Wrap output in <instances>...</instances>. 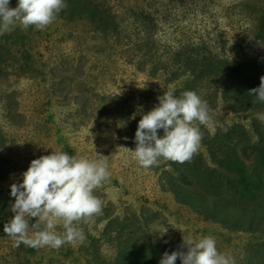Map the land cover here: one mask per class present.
I'll return each mask as SVG.
<instances>
[{"label": "rangeland", "instance_id": "obj_1", "mask_svg": "<svg viewBox=\"0 0 264 264\" xmlns=\"http://www.w3.org/2000/svg\"><path fill=\"white\" fill-rule=\"evenodd\" d=\"M99 1L117 12L119 35L103 34L86 11L73 19L58 14L42 31L17 26L0 35V155L5 166L0 190L6 191L9 203L0 230V264H110L106 261L116 244L163 256L171 253V246L181 250L183 237L198 241L207 236L234 264L244 263L248 245L264 241V228L237 225L235 219L224 223L179 201L163 178L170 161L160 158L156 166L140 167L131 151L136 141L129 128L158 105L157 97L166 90H175L177 97L188 91L185 76L170 74L176 68L172 58H184V49L200 48L219 60L239 42L248 65L264 57V42L255 33L264 20V0ZM17 3L10 0L11 7ZM250 72V67L244 68L242 76ZM196 90L208 104L213 127L200 125L203 139L187 164H195L199 173L206 166L215 168L209 152L211 135L228 131L238 154L248 155L245 161L251 162L247 143L258 139L257 130L264 123L256 117L264 108L236 106L234 97L226 98L215 83H200ZM114 97L125 112L113 110ZM158 133L163 136V129ZM52 151L108 161L110 179L94 191L102 201V214L75 225L82 241L59 249L16 247L3 231L14 215L10 186L22 182L33 159ZM217 174L224 180L222 188L235 179L228 170ZM192 181L196 188H208L205 178ZM54 231L65 232L61 226ZM86 238L89 252L83 255L78 250ZM258 258L256 264L264 262Z\"/></svg>", "mask_w": 264, "mask_h": 264}, {"label": "clouds", "instance_id": "obj_2", "mask_svg": "<svg viewBox=\"0 0 264 264\" xmlns=\"http://www.w3.org/2000/svg\"><path fill=\"white\" fill-rule=\"evenodd\" d=\"M65 8V0H18L15 7L10 6V0H0V35L17 26H34L42 31ZM249 95L264 103V76L260 77L258 87L249 89ZM157 99L158 105L138 122L136 147L131 150L134 159L144 169L158 165L160 158L190 163L203 139L200 125L213 127L207 102L194 91L177 97L175 90H166ZM256 118L264 123V114L258 113ZM159 129H163V136H158ZM108 169L106 159H78L64 151L33 159L22 173V182L10 186V195L15 198L11 204L14 215L4 224V233L16 247L24 244L59 249L66 243L82 241L83 234L75 225L102 214V201L94 191L110 179ZM33 218L35 222L30 224ZM57 226L63 227V235L54 231ZM30 232L33 234L29 235ZM178 258L182 264H234L218 251L211 236L198 241L183 237L181 250L171 254L166 251L159 264H175Z\"/></svg>", "mask_w": 264, "mask_h": 264}, {"label": "trees", "instance_id": "obj_3", "mask_svg": "<svg viewBox=\"0 0 264 264\" xmlns=\"http://www.w3.org/2000/svg\"><path fill=\"white\" fill-rule=\"evenodd\" d=\"M65 2L67 8L62 10L59 15L73 19L80 16L82 11H86L97 22L103 34L119 35L121 33L117 12L102 1L65 0ZM255 33L257 39L264 42L263 19H260L257 24ZM230 52L228 57L224 56L218 60L216 56L210 55L200 48L184 49L181 53L184 54V58L175 60L172 58L176 68L170 70V74L173 75L171 77L175 75L177 77L185 76L183 80L186 83V89L194 92H197V85L200 83L202 85H206L207 82L208 84L215 83L216 87L223 88L226 98L229 96L234 97L236 106L249 105V108H264V103L249 95V89L258 87L260 77L264 76V57L255 59V63L248 65L249 61L244 57V47L239 42L232 44ZM247 67H250L253 72L244 77L242 76L244 68L247 69ZM261 67L262 72L259 71ZM113 99V110L118 113L120 111L125 112L124 104L122 106L118 100H115L118 98L114 97ZM133 123L134 128L130 127L129 132L135 136L138 125L137 122ZM221 133L212 134L209 143L210 150H208L215 168L206 166L202 173H199L197 168L194 167L195 164L188 165L187 162L180 164L170 161L171 168L163 170V178L167 188L174 193L179 201L194 207L201 214L224 223L235 219L237 225L244 222L253 228H264V126L258 128L256 142L253 144L247 143L253 153L251 162L245 161L248 156L244 155L247 154L245 148H243L244 156L238 154L237 142L231 137L230 131ZM247 146L245 145V147ZM2 158L0 155V176H3L5 171V166L1 164ZM220 169L228 170L235 178L228 183V186L223 188L224 180L217 174ZM196 177L206 179L208 182L206 190L196 188L198 184L192 181ZM229 188L232 191L231 194H228ZM7 196L5 190H0V230L4 220L3 216L6 214L4 209L9 205ZM87 241L88 238L85 239L78 250L83 255L89 252L90 243L86 244ZM172 251H176L173 246L170 247V252ZM247 251L249 253L244 263L239 264H256V261L259 260L258 257L264 258V241L248 245ZM161 258L162 256L154 253L147 255L139 249H124V247L116 244L112 255L108 258L110 261H106V263L159 264ZM179 261L178 258L175 264H178ZM100 263L104 262L101 261ZM261 264H264V262Z\"/></svg>", "mask_w": 264, "mask_h": 264}]
</instances>
